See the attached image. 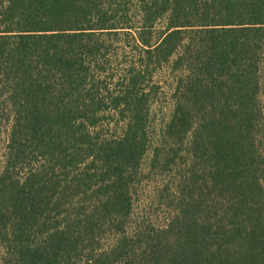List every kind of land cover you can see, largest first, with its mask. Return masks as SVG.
I'll return each mask as SVG.
<instances>
[{
    "label": "trees",
    "instance_id": "trees-1",
    "mask_svg": "<svg viewBox=\"0 0 264 264\" xmlns=\"http://www.w3.org/2000/svg\"><path fill=\"white\" fill-rule=\"evenodd\" d=\"M0 264H264V0H0Z\"/></svg>",
    "mask_w": 264,
    "mask_h": 264
},
{
    "label": "rangeland",
    "instance_id": "rangeland-1",
    "mask_svg": "<svg viewBox=\"0 0 264 264\" xmlns=\"http://www.w3.org/2000/svg\"><path fill=\"white\" fill-rule=\"evenodd\" d=\"M148 49V46L145 47ZM146 63L149 65V59L146 57ZM166 76V73H159L156 75L158 80H164ZM172 112V105L169 99L162 97V99L154 104L152 107V116L154 119V124H161L163 122H166ZM152 152L148 151L146 155L143 158L142 161V167L144 169V174L148 178L151 176L154 177L155 180L151 182V179L149 182H147L145 185H143L141 189V194L139 196V208H142L143 211H145L150 216H153L155 218V223L159 224L161 223L164 218L167 216V213L169 212L168 206H170V203L168 200L163 199L161 202L163 204L159 205L157 193L153 192L154 187L160 185L161 183L164 184L168 180H172L171 178V171H166L161 168L160 164L158 165V168L151 167V158ZM150 176V177H149ZM149 184V185H148Z\"/></svg>",
    "mask_w": 264,
    "mask_h": 264
}]
</instances>
